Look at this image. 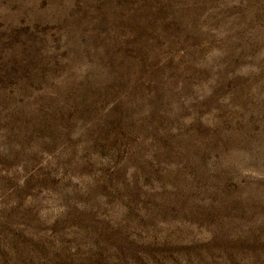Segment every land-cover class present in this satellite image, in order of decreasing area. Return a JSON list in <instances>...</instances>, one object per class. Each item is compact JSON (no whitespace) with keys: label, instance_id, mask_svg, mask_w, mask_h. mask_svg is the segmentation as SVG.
<instances>
[{"label":"rangeland","instance_id":"374dc122","mask_svg":"<svg viewBox=\"0 0 264 264\" xmlns=\"http://www.w3.org/2000/svg\"><path fill=\"white\" fill-rule=\"evenodd\" d=\"M0 264H264V0H0Z\"/></svg>","mask_w":264,"mask_h":264}]
</instances>
